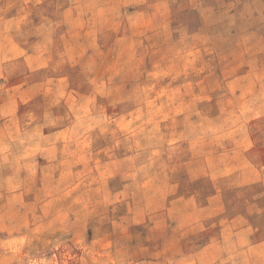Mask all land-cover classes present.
<instances>
[{"label": "rangeland", "instance_id": "obj_1", "mask_svg": "<svg viewBox=\"0 0 264 264\" xmlns=\"http://www.w3.org/2000/svg\"><path fill=\"white\" fill-rule=\"evenodd\" d=\"M262 22L264 0H0V264H264ZM60 126L92 136L79 179L37 174Z\"/></svg>", "mask_w": 264, "mask_h": 264}, {"label": "crops", "instance_id": "obj_2", "mask_svg": "<svg viewBox=\"0 0 264 264\" xmlns=\"http://www.w3.org/2000/svg\"><path fill=\"white\" fill-rule=\"evenodd\" d=\"M263 23V22H262ZM262 26L264 27V23L261 24H256L254 25V27L257 26ZM165 27V26H164ZM258 28V27H257ZM177 42H180L179 39H177ZM233 48V46L231 47ZM260 56V55H259ZM65 90V89H64ZM62 91V89H61ZM67 91V90H66ZM89 99H84L81 103V107L82 108H87V107H91L92 101H88ZM65 104L63 103H59L56 106H53L51 109H44V111L46 110V112H51L53 113L54 117L60 119L61 116L63 114H66V112L63 108H65ZM94 113V112H93ZM87 115V114H84ZM19 117V116H18ZM19 121H21V116L18 118ZM106 121L108 122L109 119H106ZM67 129V130H66ZM69 127H57L54 129H49L48 131H44L43 133H41L40 137L38 138L39 141V145L37 144V146L39 147V156L38 158V164L36 165V170H37V174L39 176H45L48 175V177L52 178V180L57 179L58 176H64V177H68L70 174L72 175H77V173L82 170L80 164L83 163L82 159L85 155H88V153L91 151L92 146L90 144V142H88V140H92V136L91 134H86L82 137H80L79 139H76V141H74V143L72 144V146H65V141H67V139L69 140V138L71 137V133L69 132ZM27 145L25 143H19V145L16 148V153L19 155L20 159L22 157L24 158H29V157H34L36 156L35 152H31V150H28L29 148H34L32 146H34V144L32 145V143H30L31 141L28 140L27 141ZM34 143V142H33ZM31 144V146H30ZM86 144L90 145L88 148L87 146H85ZM14 149H15V144H14ZM43 151V152H42ZM69 152L68 154H65L66 152ZM16 153L14 152V154L16 155ZM17 157V156H16ZM70 158H72L73 160V165H74V169L72 168V170H70L67 167V162L70 160ZM30 159V158H29ZM227 169V170H226ZM257 171L258 176L256 178V180L254 181H260L264 183V164L262 166L259 167H255L253 168ZM223 170L228 171L229 170V166H222L220 168V172H224ZM225 171V172H226ZM68 172L70 173L69 175ZM40 173L42 175H40ZM76 173V174H75ZM77 179H79L78 175L75 176ZM92 177L91 175H88V178ZM42 178V177H41ZM87 177H85L84 179H86ZM87 178V179H88ZM261 195V200L264 202V190H262L260 192ZM213 214L210 215V217H212ZM215 216V214H214ZM208 216H206L207 218ZM209 219V218H208ZM205 218H202L203 224L206 220ZM205 226V225H204ZM257 228V227H256ZM236 229V228H235ZM259 228H257L258 230ZM243 232L244 235L245 233L249 235V233H253L251 229H249V227H242V229H236L237 233ZM224 239H221V244L219 246H217V244H213V241H211L210 243H206L199 251L200 253H203V257L208 256L212 251H217V250H221L223 251V249L225 250V246L226 244L224 243ZM236 243V242H235ZM234 243V246H232V250L233 251H251L253 249H256L258 246L262 245L260 243H252V244H240V243ZM215 245V246H214ZM240 264H257L256 261L254 259H248V260H240Z\"/></svg>", "mask_w": 264, "mask_h": 264}]
</instances>
